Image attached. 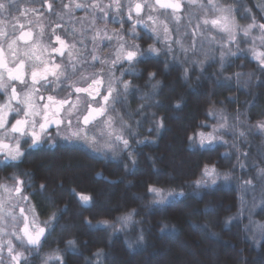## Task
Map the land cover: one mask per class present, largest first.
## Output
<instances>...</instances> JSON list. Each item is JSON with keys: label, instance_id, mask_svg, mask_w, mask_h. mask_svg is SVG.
Returning a JSON list of instances; mask_svg holds the SVG:
<instances>
[{"label": "trees", "instance_id": "1", "mask_svg": "<svg viewBox=\"0 0 264 264\" xmlns=\"http://www.w3.org/2000/svg\"><path fill=\"white\" fill-rule=\"evenodd\" d=\"M200 2L207 4V0ZM222 2L237 7L235 17L239 25L252 23L253 18L263 23V14L256 10L255 0H244L257 14L253 17L241 14L244 3L238 0ZM30 5L28 0H20L21 8ZM185 12L188 20L181 24L183 30L178 40L189 50H182L179 43H173L172 48L160 46L163 52L139 60L133 74L125 76L124 80L130 81L133 88L127 102L116 105L123 110L124 122L131 123L130 131L134 133L129 135L128 129L124 135L130 143L128 151L105 157L80 148L70 153L60 151V147L40 152L30 149L29 156L17 167L0 164V183L8 186L14 184L13 175L28 180L22 174H30L33 187L25 188L29 200L22 205L27 216L29 209L34 210L41 227L53 214L58 217L50 230L46 229L39 249L22 247L10 235L23 226L19 209H15L21 217L17 224L8 217L0 220L3 229V221L7 223L8 231V235L0 236L4 264L9 260L7 241L10 239L15 251H22L28 257V264H45V261L59 264L55 259L48 260L56 255L63 257V264H264V237L257 233L253 238L249 232V227L264 225V183L257 178V170L264 168V134H259L255 127L257 122H264V73L259 71L257 62L241 55L226 58L221 72L220 53L229 50L221 45H226L227 38L210 25L207 31L201 26L195 36L196 53H191L192 29L198 18H214L216 14L209 8L195 7L186 8ZM139 43L144 48L153 44L145 38ZM205 53L209 56L207 61ZM241 70L243 76L254 74L250 83H245L249 80L247 75L240 77L237 84L235 74ZM149 73L156 74L151 81ZM226 76L232 80L224 82ZM157 81L160 82L158 94L151 96L152 84ZM146 94L150 99H142ZM156 102L159 106H149ZM177 103L180 107H175ZM142 104L145 107L141 116L137 109ZM210 111L216 115H209ZM221 113L227 117L228 127L216 135L227 143L217 142L202 149L198 142L189 141V136L195 137L198 132L208 134L219 127L224 122L218 118ZM161 118L164 127L157 130L154 121ZM136 120L141 121L139 127ZM149 128L153 130L149 132ZM240 132L245 135L241 137ZM73 153L77 155L70 159ZM54 156L64 164L61 176L49 172L44 165ZM205 165L215 166L220 173H230V180L221 179L215 186L197 189L195 181L208 179L202 175ZM208 183L211 184L210 179ZM41 184L46 186L43 192ZM149 186L183 191L185 196L157 206L152 202ZM258 192L260 197L253 198ZM77 193L91 196V203L82 205ZM65 207L67 210L62 212ZM132 209L136 210L133 223L122 231L105 229L100 223L109 221L120 228L118 218ZM229 218L232 219L226 223ZM85 221H90L91 226ZM162 222L170 226L169 230L161 231ZM141 231L143 242L130 247L129 241L135 240ZM69 240L75 241L71 250ZM97 252L101 255H94Z\"/></svg>", "mask_w": 264, "mask_h": 264}, {"label": "snow or ice", "instance_id": "2", "mask_svg": "<svg viewBox=\"0 0 264 264\" xmlns=\"http://www.w3.org/2000/svg\"><path fill=\"white\" fill-rule=\"evenodd\" d=\"M28 2L34 3L35 0H28ZM44 3L47 4V10L51 12L53 10L52 3H48V0H42V6ZM113 5L118 12L123 7L120 0H113ZM92 6L98 7L99 5L94 3ZM111 6L112 5H109V7ZM63 7L67 8L68 5H63ZM75 7L82 8L84 5L76 3ZM145 7L151 11L170 16L178 26L183 19L182 14L186 8L192 9L195 7L201 10L210 8L212 12L216 13L214 18H208L207 16L202 19L198 18V22L192 29L193 49L195 48V36L201 31L202 25L205 31L209 30L208 26L210 25L211 29L225 34L227 38L226 44L235 43L237 33H242L243 36L248 37L251 35L253 29H259L260 35L253 39V47L248 51L251 52L252 58L257 62L259 71L264 73V50L258 51L255 47L256 39H259L261 44L264 45V23H257L253 18L252 23L248 24L246 27L241 26L236 21L234 14L235 10L230 6L218 3L217 0H207V4L200 2V0H154L152 4L140 2L132 3L130 0L127 5L128 20H133V12H135L136 17H140ZM246 11L250 10L246 9ZM30 15H35L38 23L42 13L36 8H21L20 0H0V93L4 95L3 101L0 102V157H2V159H0V164L17 167L24 158L27 150L38 148L45 142L48 137V130L53 126H55L57 137L62 136L65 141L83 144L91 151L103 154L105 157H108L109 154H112L114 157L117 155L118 151H128L129 140L125 138L123 129H129V135H134V133L130 131L131 125L124 122L123 117H120L121 130L118 131L115 128L116 120L109 112L116 111V104L127 102V96L133 88L132 83L122 79L117 81L110 71L107 86H105L102 74L95 75L91 79V82L87 84V87L71 86L72 91L76 94L75 102L71 99V93H69L67 98H58L55 94H48L45 97L41 92L42 88L48 90L49 85H54L55 87H53L51 91L55 92L56 87H59L61 84H66L68 80H71L72 76L67 73V69L63 68L61 64L42 59V55L38 54L42 47L39 38L36 37L30 29L25 30V24L21 22V18H24L29 24H32L33 21L29 19ZM105 15H107L106 12ZM148 20L152 21L155 25L158 17L154 18L152 15H149ZM160 23L163 24L162 30L165 33V37H167L169 28L163 21H160ZM136 24H141L145 28L148 27L147 23L142 19H136L135 23L132 25L131 32V35L134 37L136 36ZM189 24H191V13ZM57 27H59V25H57ZM177 30H179V27ZM152 32L157 34V39L160 38L156 27L152 28ZM201 34L203 33L201 32ZM41 35H43L42 27ZM97 36H99V32H97ZM107 39L111 40L112 37H107ZM120 39L122 40L123 37H120ZM212 39L214 41L215 38L213 37ZM55 40L59 43L60 47L53 48L52 52L63 57L65 55V50L69 46L66 45L65 41L58 35L55 37ZM165 42H167V40ZM177 43L181 45L182 50L185 52L189 50L184 48L179 40H177ZM224 46L225 45H221L222 48ZM71 47H75V45ZM148 51L157 55L159 54V50L152 46H149ZM169 51H171L170 48ZM144 54L145 53L140 50L139 45H130L126 47L124 43H120L116 50V58L111 61V64L115 66L117 63L126 61L132 66L139 62ZM204 55L205 61H207L209 56L207 53ZM236 55H238V52H232L230 49L227 53L221 51V72L224 70L226 57ZM68 57V67L71 68L72 74H75L77 68L76 63L72 62L74 57L71 51L68 52ZM91 59L92 61H96L100 58L96 55H92ZM211 59L215 60V57H211ZM205 61H196V63L202 64ZM100 63L103 65L107 63V61L100 60ZM102 72L103 69H101V73ZM128 72L129 74H133L131 67L128 69ZM123 74L122 72L121 77ZM155 75V73H149V80H153ZM241 75L243 74H235L237 84L240 82ZM248 75L249 80L245 82L246 84L251 82V78L254 74L249 73ZM82 78L87 79L86 77ZM231 80L232 77L230 76L224 77V82H229ZM117 83H119L121 90H118L116 86ZM159 84V81L152 84L153 92L151 96L158 94L157 89ZM18 85L23 86L20 91H18ZM81 93L86 94L88 103L85 113L78 114ZM97 97L100 98L99 101H97ZM142 99L148 100L150 96L146 94ZM94 103H99V107H93ZM149 106H159V102ZM144 107L145 105L142 104L140 108L137 109V113L141 116L143 115ZM175 107H180V104L177 103ZM208 114L216 115V113L212 111ZM129 116L131 117V113H129ZM154 116L155 114H153V117ZM10 117H12V122H10ZM73 117H75L76 120L75 125L73 124ZM218 118L224 121L219 127L213 128L212 132L208 134L198 132L195 137L189 136V141L198 142L202 149L211 148L213 144L217 142L227 143V141H223L216 135L221 129H226L228 127L227 117L221 113ZM135 123L136 126L139 127L141 121L136 120ZM154 123L157 130L164 127L162 118L158 121H154ZM202 127H207V125H202ZM255 127L259 134H264V122H257ZM152 130L151 128L148 129L149 132ZM239 135L243 137L245 133L240 132ZM5 139L14 141V144L5 142ZM101 141H103V143H101ZM137 143H143V141H137ZM22 145H27V148L25 149ZM50 146L54 147L55 145L53 144ZM233 147H235V145H233ZM243 155L246 159L247 153ZM129 156H131V153H129ZM134 163L135 161H133V164ZM241 167L243 168L244 165L241 164ZM22 175L28 177V180L20 179L18 176L13 175L12 180L14 181V185L12 187H9L6 183H0V220L4 219V210L13 197H17L25 202L29 200V196L25 195L24 191L25 188L33 187L31 176L27 172ZM202 175L210 179L211 184L208 183V179L197 180L194 182L197 189L215 186L218 180L222 179L227 182L231 178L230 173H220L215 166L209 167L208 165L204 166ZM257 178L264 183V168H259L257 170ZM245 183L251 184L252 182L246 181ZM45 188V185H40L41 192H43ZM72 191L74 192V190ZM148 192L153 194L154 198L152 202L157 206L170 203L171 201L185 196L183 191L174 189L165 190L164 188L155 186H149ZM76 195L82 205H88L92 201V197L89 195L78 193ZM17 206L18 205H11L6 213L11 216L13 221H15L16 217L12 215L11 209ZM66 210L65 207V209L61 211L63 212ZM19 215L23 218V227L20 229L19 234L17 232H12L10 235L15 237L22 247L39 249L42 238L46 236V229L50 230V225L53 221L58 220V217L53 214L48 221H45L42 227L37 225L35 218H33L30 227L28 216L25 214V209L23 207L20 208ZM135 215L136 210L132 209L119 217L117 222L121 225L120 228H116V225L109 221H102L100 223L105 229L112 228L114 231L118 232L133 223ZM231 219L232 218H229L226 223ZM85 223L91 226L90 221H85ZM169 228V225L162 222L161 231L169 230ZM2 231L3 229H0V232ZM249 232L252 233L253 238H255L257 233H259L261 237H264V225L249 227ZM143 240L144 234L143 231H141L135 240L129 241V246L131 247L134 244L141 243ZM67 244L69 250H71L72 246L75 245V241L69 240ZM3 251L4 245L0 244V264H4ZM7 255L9 258L8 264H28V257L25 256L22 251H15L11 239L7 241ZM94 255L99 256L101 253L97 252L94 253ZM52 259L58 261L59 264H63V257L61 255L48 257V260ZM45 264H47V261H45Z\"/></svg>", "mask_w": 264, "mask_h": 264}, {"label": "flooded vegetation", "instance_id": "3", "mask_svg": "<svg viewBox=\"0 0 264 264\" xmlns=\"http://www.w3.org/2000/svg\"><path fill=\"white\" fill-rule=\"evenodd\" d=\"M85 1L48 0V3H52L53 5V10L49 12L46 3L42 6V0H35L34 3H31L30 8L39 9L42 13L39 17V22L37 23V17L35 15L29 16V19L33 21L32 24H29L27 20L21 18V22L25 24V30L30 29L35 36L39 38L42 47L38 54L42 55V59L61 64L63 68L67 69V73L72 76L71 80H68L66 84H61L59 87H56L55 92L51 91V89L55 87L54 85H49L48 90L42 88L41 92L45 97L48 94H55L58 98H67L69 93H71V99L75 102L76 94L72 91L71 87L73 85L87 87V84L91 82V79L95 75L102 74L105 86H107L110 71L117 81L120 80L122 68L119 67V63L115 66L111 64V61L116 58L117 50L114 19V16H118L117 11H115L113 7L100 9L93 6L89 7V1L88 5ZM104 2L105 1H100L96 3L99 4ZM76 3H80L84 5V7L76 8ZM63 5H68V7L65 8ZM105 12L107 15H105ZM134 15L136 16L135 13ZM57 25H59V27H57ZM41 27L43 28V35H41ZM97 32H99V36H97ZM57 35L69 46L65 50V55L63 57L52 52L53 48L60 47L59 43L55 40ZM107 37H112V39L109 40ZM72 45H75V47H71ZM69 51L73 53L74 59L72 62L76 63L77 72L75 74H72L71 68L68 67ZM92 55H96L100 59L92 61ZM108 57L110 58L109 61L107 60ZM100 60H105L107 63L102 65ZM101 69H103L102 73ZM82 77H86L87 79ZM116 86L118 90H121L119 83H117ZM22 87L23 86L18 85V91H20ZM3 99L4 95L0 93V102H2ZM99 100L100 98L97 97V101ZM87 103L88 97L86 94L81 93L78 114L85 113ZM119 104L120 103H118V105ZM93 107H99V103H94ZM109 114H111V111ZM10 122H12V119H10ZM73 124H76L75 117H73ZM5 142L14 144V141L8 139H6ZM66 143L73 144L74 142L65 141L62 136L57 137L55 126H53L48 130V137L45 142L34 150H54ZM53 144L55 145L54 147L50 146ZM22 147L26 149L27 145H22Z\"/></svg>", "mask_w": 264, "mask_h": 264}, {"label": "rangeland", "instance_id": "4", "mask_svg": "<svg viewBox=\"0 0 264 264\" xmlns=\"http://www.w3.org/2000/svg\"><path fill=\"white\" fill-rule=\"evenodd\" d=\"M88 1H89V4H90L89 7L90 6L92 7V5L94 3L97 4L96 2L105 1L104 3H99L98 4L99 6L97 8L100 9V8H111V7H113L114 10L117 11L115 6L113 5V0H86L85 2H86L87 5H88ZM222 1L223 0H217L218 3L231 7L230 4L223 3ZM129 2H130V0H120V3H121V5H123V7L121 8V10L119 12L117 11L118 16H114L117 48L119 47L120 43H124L126 47H128L130 45H139L140 50L145 53L144 56L142 58H140V60H144L149 55H153V56L157 55L155 53H150L148 51L149 46H152V47L158 49L159 53H161V52H163V50L160 48V46H169V47H171V45L173 43H177L178 38H181V35H179L180 32L183 30V27H182L181 24L183 23L184 20H188V16H187L188 13H186V12L183 13V19L180 21V24L178 26L176 24V22L170 16L165 15V14H161L159 12L151 11L150 9L145 7V9L141 13L140 17H136L134 15V12H133V20L129 21L128 18H127V5L129 4ZM131 2L132 3L140 2V3H144V4H152V3H154V0H131ZM238 2L244 3L243 11L241 13L242 15L243 14L244 15L247 14V16H249V17H251V16L253 17L254 14L257 15L255 12L253 13L250 10V8L247 6V4H246V2H244V0H238ZM255 2H256V6H257L256 10L257 11L259 10L258 12L259 13L261 12L263 14V17H264V0H255ZM109 5H112V6L109 7ZM232 8L235 10L234 14H236L237 13L236 12L237 11L236 10L237 7L235 8L234 6H232ZM246 9H248L250 11H246ZM214 14H216V13H214ZM149 15H152L154 18L158 17L157 23L155 25L152 23V21L148 20V16ZM208 18H210V17L208 16ZM136 19H142L144 22L147 23L148 27L145 28L141 24H136L135 25L136 36L134 37L133 35H131V32H132V25L135 23ZM160 21H163L164 23H166L168 28H169V32L167 33V37H165V33L162 30L163 29V24H161ZM263 23H264V20H263ZM248 24H250V23L243 22L240 25L246 27ZM153 27H156L158 29V33H159V37H160L159 39L156 38L157 34L152 32V28ZM178 27H179V30H177ZM259 35H260L259 29H253L251 35L248 36V37L243 36L242 33H237L236 42L233 43V44H226L225 46L228 47L232 52H238V55H236V56H227L226 58H234V57H237V56L241 55L240 56L241 58H248L249 57L251 59V61L256 63V61L252 58L251 52H249L248 50L253 47V39L256 38V37H259ZM120 37H123V39L121 40ZM142 38H145L146 40H149L150 42L152 41L153 44L151 45V43H150V44L146 45L145 48L142 47V45L139 43L140 39H142ZM166 40H167V42H165ZM260 44H261V41L259 39H256L255 40V47L257 48L258 51L264 49V47L262 48L260 46ZM217 45H219V44H217ZM224 49H226V48L224 47ZM190 50H191V53L192 52L196 53V51L194 49H190ZM109 59L110 58L108 57L107 60L109 61ZM135 65H136V63L134 65L130 66L126 61L120 62L119 63V67L122 68L121 69V73L122 72L124 73L122 77L120 75V80L121 79L124 80L125 76L127 75V73H129L128 69L131 67V70L133 71ZM241 73L244 74V72L242 70H241ZM248 74L249 73H247L244 76L241 75V77L243 76L245 78ZM152 92H153V90H152ZM115 108H116V111L115 112H111L110 115H112L115 118V120H116L115 128L119 131V130H121V128H119V126L121 125L120 117H123V110H121L120 107H118V105H115ZM10 119H12V117H10ZM123 120H124V118H123ZM127 124L131 125V123L128 122V121H127ZM127 130L128 129H123L124 135H126ZM125 137L127 138L128 136H125ZM101 143H103V141H101ZM129 145H130V143H129ZM60 146H61L60 147V151H66L68 153L73 151V149H78V148H80L82 151L86 150L88 152L95 153L94 151H91L88 147H85L83 144H79V143H73V144L66 143V144H64V145L62 144ZM29 150L26 152L24 157L29 156L28 154L31 152L32 149L30 151ZM40 151H42V150H40ZM76 155L77 154L73 153L70 156V159H72L73 157H76ZM49 164H51L52 166L48 167ZM44 165L47 168V170L49 172L53 173L54 175H58V176L62 175L61 168L63 167L64 164H61V160L58 159L57 157L54 156V159H52V161H50L49 163H44ZM13 185L14 184H10L9 187H12ZM263 193H264V191H263ZM262 194H261V196H262ZM257 196H258V198L260 197V193L259 192H258V195H255L253 198H255ZM9 204H10V206L11 205H18L17 207L11 209L12 210V215H14L16 217L15 221H13V219H12L11 222L17 224L19 222V220L21 219V217L18 215V213L15 211V209H19L20 210L22 205H25L26 202L21 200V199H19V198H17V197H13L9 201ZM8 208L7 209L5 208V210H4V219L3 220H5L6 217L11 218V216L6 214L7 211H8ZM27 213H28V216L30 217V220H29L30 221V226H31V221L33 220V218H35L36 224L41 226L40 222L36 219V215H35V211L34 210H30L29 209V211H27ZM3 222H4L3 225L5 226V228L3 229L1 227L2 225H0V229H3V231L0 232V236L1 237H4L6 234L8 235L7 223L5 221H3ZM257 225H261V224L258 223ZM16 232L19 234V231H16ZM181 247H183V246H181Z\"/></svg>", "mask_w": 264, "mask_h": 264}, {"label": "water", "instance_id": "5", "mask_svg": "<svg viewBox=\"0 0 264 264\" xmlns=\"http://www.w3.org/2000/svg\"><path fill=\"white\" fill-rule=\"evenodd\" d=\"M135 13V12H134ZM46 234H47V231H46ZM44 238H42V240H43Z\"/></svg>", "mask_w": 264, "mask_h": 264}]
</instances>
